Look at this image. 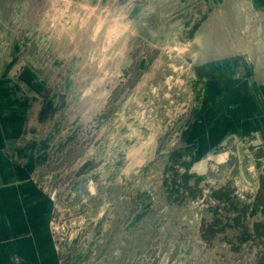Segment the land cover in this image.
<instances>
[{"label": "rangeland", "instance_id": "1", "mask_svg": "<svg viewBox=\"0 0 264 264\" xmlns=\"http://www.w3.org/2000/svg\"><path fill=\"white\" fill-rule=\"evenodd\" d=\"M0 139L61 264H264V0H0Z\"/></svg>", "mask_w": 264, "mask_h": 264}, {"label": "crops", "instance_id": "2", "mask_svg": "<svg viewBox=\"0 0 264 264\" xmlns=\"http://www.w3.org/2000/svg\"><path fill=\"white\" fill-rule=\"evenodd\" d=\"M6 141L0 139V264H61L51 242L46 199L38 193L31 199L36 190L31 175L8 157Z\"/></svg>", "mask_w": 264, "mask_h": 264}, {"label": "trees", "instance_id": "3", "mask_svg": "<svg viewBox=\"0 0 264 264\" xmlns=\"http://www.w3.org/2000/svg\"><path fill=\"white\" fill-rule=\"evenodd\" d=\"M191 142V141H190ZM196 146H197V141L196 139L192 140V150L190 151L189 155L191 156V161L189 162V170L191 169V166L194 162V159H195V149H196ZM188 176H191V175H196V173H189L187 174ZM190 186V185H189ZM226 193H228V195H226ZM232 193L230 192V187L228 188V191L224 193L223 197L222 196H217L218 199H222L224 198L225 200L229 201L230 205L232 206V208H235V209H238L240 207V202L237 201V196H232L231 195ZM216 196V195H215ZM246 206H243L241 208V210H243ZM239 210V209H238Z\"/></svg>", "mask_w": 264, "mask_h": 264}]
</instances>
